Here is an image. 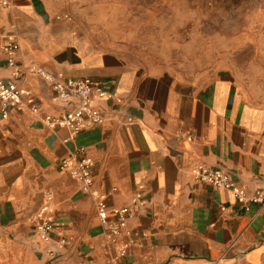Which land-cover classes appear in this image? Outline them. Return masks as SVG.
<instances>
[{
  "label": "crops",
  "instance_id": "crops-1",
  "mask_svg": "<svg viewBox=\"0 0 264 264\" xmlns=\"http://www.w3.org/2000/svg\"><path fill=\"white\" fill-rule=\"evenodd\" d=\"M9 2L0 8V77L10 73L3 47L16 39L24 63L59 78L92 77L122 103L95 99L106 115L96 127L52 129L44 116L64 107L48 82L30 75L39 112L0 116V264H51L34 225L47 201L56 212L54 244L67 240L52 264H264V205L246 211L231 191L191 174L202 161L249 191L264 190V88L212 68L228 55L198 57L188 39L139 36L145 27L165 30L134 24L154 11L149 0ZM79 148L94 162V188L108 206L146 192L147 208L135 209L114 240L96 198L60 170Z\"/></svg>",
  "mask_w": 264,
  "mask_h": 264
},
{
  "label": "built area",
  "instance_id": "built-area-1",
  "mask_svg": "<svg viewBox=\"0 0 264 264\" xmlns=\"http://www.w3.org/2000/svg\"><path fill=\"white\" fill-rule=\"evenodd\" d=\"M9 5V0H0V8H6ZM20 48V43L16 39H9L3 47L10 73L5 77H0L1 118H9L14 110L20 112L29 110L33 114L39 112L38 105L31 102L34 94L27 85L30 75L34 74L48 82L64 107L57 114L44 116L43 123L52 129L64 127L76 134L96 127L106 120V115L99 106L94 104L95 99L115 100L122 103V99L115 91L92 77L59 78L41 66L24 63L18 58ZM128 122L133 123V118L129 117ZM185 136L189 141L195 140L194 134L191 132ZM84 150V148L76 150L74 154L63 159L59 167L60 170L70 173L80 181L81 190L84 193L92 194L96 198V208L101 223L106 229L108 238L114 240L127 228V221L135 209L147 208L146 192L142 189L135 191L129 205L108 206L106 195L94 188V162L83 155ZM191 174L197 182L208 183L231 191L236 201L246 211H250L254 204L264 205L263 189L249 191L226 170L198 161L191 168ZM50 198L51 195H49ZM223 209L226 208L223 207ZM55 223H57L56 212L50 201H47L34 219V225L37 237L48 245L46 253L48 262L51 264L59 258L60 250L67 241L62 238L54 244Z\"/></svg>",
  "mask_w": 264,
  "mask_h": 264
},
{
  "label": "rangeland",
  "instance_id": "rangeland-1",
  "mask_svg": "<svg viewBox=\"0 0 264 264\" xmlns=\"http://www.w3.org/2000/svg\"><path fill=\"white\" fill-rule=\"evenodd\" d=\"M154 11L148 17L134 18V24L158 25L165 29L154 33L152 28L142 30L143 39L173 36L195 43L198 57L208 50L210 57L229 56L215 61L214 70L226 69L244 74L247 87L264 88V0H149ZM182 27V31H174ZM186 27V28H184ZM120 36L124 32L119 33ZM255 41L259 47H246ZM203 59V58H202ZM211 63L208 62V65ZM189 70L188 64L184 65ZM203 66V65H201Z\"/></svg>",
  "mask_w": 264,
  "mask_h": 264
}]
</instances>
